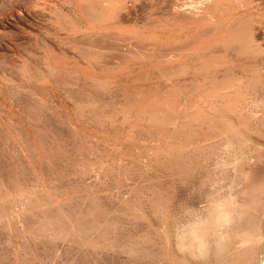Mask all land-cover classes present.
Segmentation results:
<instances>
[{"label":"rangeland","instance_id":"1","mask_svg":"<svg viewBox=\"0 0 264 264\" xmlns=\"http://www.w3.org/2000/svg\"><path fill=\"white\" fill-rule=\"evenodd\" d=\"M0 264H264V0H0Z\"/></svg>","mask_w":264,"mask_h":264},{"label":"bare ground","instance_id":"2","mask_svg":"<svg viewBox=\"0 0 264 264\" xmlns=\"http://www.w3.org/2000/svg\"><path fill=\"white\" fill-rule=\"evenodd\" d=\"M233 211L234 210H232V206H230L228 202L223 201L221 199L217 200L216 205L213 207V209L210 212V216L203 222H200L199 230H197L196 232L194 231L192 233L193 238H194L193 240L197 241L196 243L198 247H200V250L202 248L201 245L204 246L203 244H204L205 235H208L211 232H214V233L218 232L222 226H225L226 222L231 221V219L233 218ZM242 238H244L243 239L244 241L249 240L247 236H243ZM195 241L192 243H195ZM253 242L259 243L260 240L258 238H254Z\"/></svg>","mask_w":264,"mask_h":264}]
</instances>
